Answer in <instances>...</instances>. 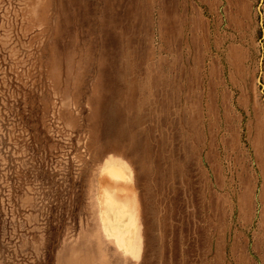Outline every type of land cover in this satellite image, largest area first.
I'll use <instances>...</instances> for the list:
<instances>
[{
    "label": "rangeland",
    "instance_id": "1",
    "mask_svg": "<svg viewBox=\"0 0 264 264\" xmlns=\"http://www.w3.org/2000/svg\"><path fill=\"white\" fill-rule=\"evenodd\" d=\"M0 264H264V0H0Z\"/></svg>",
    "mask_w": 264,
    "mask_h": 264
}]
</instances>
